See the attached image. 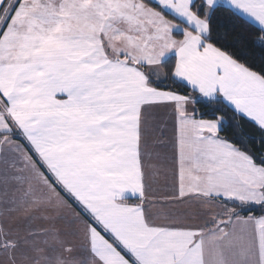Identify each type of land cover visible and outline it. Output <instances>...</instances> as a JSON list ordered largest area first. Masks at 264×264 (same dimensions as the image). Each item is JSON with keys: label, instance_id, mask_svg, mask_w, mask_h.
<instances>
[{"label": "snow or ice", "instance_id": "1", "mask_svg": "<svg viewBox=\"0 0 264 264\" xmlns=\"http://www.w3.org/2000/svg\"><path fill=\"white\" fill-rule=\"evenodd\" d=\"M0 264H264V0H0Z\"/></svg>", "mask_w": 264, "mask_h": 264}]
</instances>
